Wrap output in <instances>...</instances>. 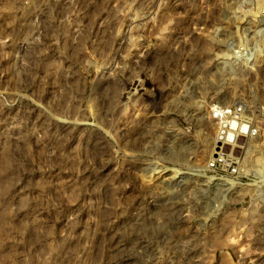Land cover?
I'll list each match as a JSON object with an SVG mask.
<instances>
[{
    "label": "rangeland",
    "instance_id": "374dc122",
    "mask_svg": "<svg viewBox=\"0 0 264 264\" xmlns=\"http://www.w3.org/2000/svg\"><path fill=\"white\" fill-rule=\"evenodd\" d=\"M0 264H264V0H0Z\"/></svg>",
    "mask_w": 264,
    "mask_h": 264
},
{
    "label": "built area",
    "instance_id": "2783aa9c",
    "mask_svg": "<svg viewBox=\"0 0 264 264\" xmlns=\"http://www.w3.org/2000/svg\"><path fill=\"white\" fill-rule=\"evenodd\" d=\"M213 119L218 123L221 129V143L225 149H234L242 140V131L245 123L244 108L226 107L214 111ZM225 165L222 154L214 159V163L210 165L212 168Z\"/></svg>",
    "mask_w": 264,
    "mask_h": 264
}]
</instances>
